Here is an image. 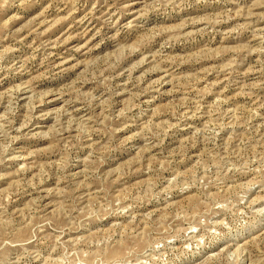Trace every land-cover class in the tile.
Masks as SVG:
<instances>
[{
    "label": "rangeland",
    "instance_id": "obj_1",
    "mask_svg": "<svg viewBox=\"0 0 264 264\" xmlns=\"http://www.w3.org/2000/svg\"><path fill=\"white\" fill-rule=\"evenodd\" d=\"M0 264H264V0H0Z\"/></svg>",
    "mask_w": 264,
    "mask_h": 264
}]
</instances>
